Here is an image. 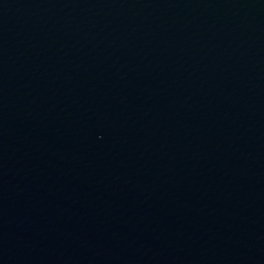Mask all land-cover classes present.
<instances>
[{
    "label": "water",
    "instance_id": "obj_1",
    "mask_svg": "<svg viewBox=\"0 0 264 264\" xmlns=\"http://www.w3.org/2000/svg\"><path fill=\"white\" fill-rule=\"evenodd\" d=\"M0 264H264V0H0Z\"/></svg>",
    "mask_w": 264,
    "mask_h": 264
}]
</instances>
